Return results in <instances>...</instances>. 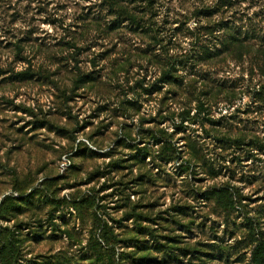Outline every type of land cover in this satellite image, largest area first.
I'll return each mask as SVG.
<instances>
[{
	"label": "rangeland",
	"instance_id": "1",
	"mask_svg": "<svg viewBox=\"0 0 264 264\" xmlns=\"http://www.w3.org/2000/svg\"><path fill=\"white\" fill-rule=\"evenodd\" d=\"M261 231L264 0H0V264H251Z\"/></svg>",
	"mask_w": 264,
	"mask_h": 264
},
{
	"label": "trees",
	"instance_id": "2",
	"mask_svg": "<svg viewBox=\"0 0 264 264\" xmlns=\"http://www.w3.org/2000/svg\"><path fill=\"white\" fill-rule=\"evenodd\" d=\"M234 36V35H231ZM232 41V40H231ZM252 223L256 224L257 221L252 219ZM262 235V231L260 232ZM264 235L257 237L251 248V264H264Z\"/></svg>",
	"mask_w": 264,
	"mask_h": 264
},
{
	"label": "built area",
	"instance_id": "3",
	"mask_svg": "<svg viewBox=\"0 0 264 264\" xmlns=\"http://www.w3.org/2000/svg\"><path fill=\"white\" fill-rule=\"evenodd\" d=\"M69 164H70V159H69L68 156L66 155V156L64 157V161L62 162V167H63V169H65V167H68Z\"/></svg>",
	"mask_w": 264,
	"mask_h": 264
}]
</instances>
